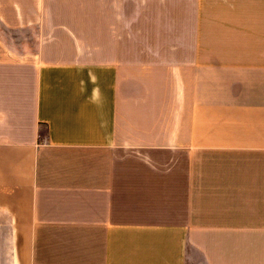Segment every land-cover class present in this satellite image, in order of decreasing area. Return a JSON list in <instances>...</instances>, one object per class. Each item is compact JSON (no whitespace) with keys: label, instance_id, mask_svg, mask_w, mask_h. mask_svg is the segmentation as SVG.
Instances as JSON below:
<instances>
[{"label":"crops","instance_id":"0c3cea01","mask_svg":"<svg viewBox=\"0 0 264 264\" xmlns=\"http://www.w3.org/2000/svg\"><path fill=\"white\" fill-rule=\"evenodd\" d=\"M0 264H264V0H0Z\"/></svg>","mask_w":264,"mask_h":264},{"label":"rangeland","instance_id":"374dc122","mask_svg":"<svg viewBox=\"0 0 264 264\" xmlns=\"http://www.w3.org/2000/svg\"><path fill=\"white\" fill-rule=\"evenodd\" d=\"M26 44H31V40L30 41H28V42H26V41H24L23 43H22V45H26Z\"/></svg>","mask_w":264,"mask_h":264}]
</instances>
